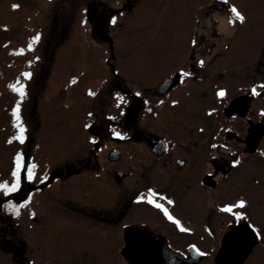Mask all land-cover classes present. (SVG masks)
Returning a JSON list of instances; mask_svg holds the SVG:
<instances>
[{
	"label": "flooded vegetation",
	"instance_id": "flooded-vegetation-1",
	"mask_svg": "<svg viewBox=\"0 0 264 264\" xmlns=\"http://www.w3.org/2000/svg\"><path fill=\"white\" fill-rule=\"evenodd\" d=\"M232 7L236 8L229 1H202L194 30L175 39L172 65L156 80L149 79L152 88L144 89L149 80L136 87L121 77L125 85L106 89L110 101L102 89L112 81L93 90L84 126L87 158L70 177L96 182L105 172L100 162L90 178L80 173L96 167L97 155L110 165L112 187L122 189L118 211L77 210L92 219L99 215L101 225L90 224L105 234L102 240L125 264L138 260V246L152 248L155 264H217L223 257L227 264H264V30L251 39L253 53L238 66L236 46L243 38L238 31L246 20H235ZM114 16L108 15L106 21ZM95 23L94 32L102 35L100 20ZM160 53L155 49L158 57ZM254 87L259 95L252 94ZM221 91L223 97L218 96ZM101 96L106 108L99 115ZM62 175L63 180L70 178L54 173L51 180L57 183L56 176ZM30 184L22 178L20 190L7 196L8 205L29 202ZM50 184L44 176L34 188L46 195ZM149 190L179 225L147 203ZM105 192L108 203L111 192ZM241 200L245 208L221 211ZM230 235L232 243L227 242Z\"/></svg>",
	"mask_w": 264,
	"mask_h": 264
},
{
	"label": "rangeland",
	"instance_id": "rangeland-1",
	"mask_svg": "<svg viewBox=\"0 0 264 264\" xmlns=\"http://www.w3.org/2000/svg\"><path fill=\"white\" fill-rule=\"evenodd\" d=\"M202 1L212 0H131L126 5L125 0H0V183L14 180L17 155L24 158L21 179L28 166L36 165L31 196L20 215L9 210L7 196L0 193V264H125L102 240L105 234L90 224H100L99 215L92 219L77 210L118 211L122 189L112 187L110 165L97 155L96 167L80 173L90 178L100 162L105 172L96 182L70 177L87 158L83 144L89 93L105 81H112L102 89L107 95L115 84L125 85L122 78L136 87L156 80L172 65L175 39L194 30ZM228 1L246 20L236 46L235 63L240 66L253 53L251 39L264 30V0ZM99 20L102 35L92 27ZM37 35L40 40L33 44ZM155 49H160L159 57ZM107 63L118 77L110 74ZM150 80L145 90L153 87ZM20 84L26 92L22 100L11 87ZM101 97L99 115L106 108ZM17 103L26 129L23 144L13 139L18 132L13 114ZM167 122L172 131L171 120ZM54 173L70 178L56 176L60 181L55 183ZM44 176L51 181L46 195L34 188ZM105 190L111 192L108 203Z\"/></svg>",
	"mask_w": 264,
	"mask_h": 264
},
{
	"label": "snow or ice",
	"instance_id": "snow-or-ice-1",
	"mask_svg": "<svg viewBox=\"0 0 264 264\" xmlns=\"http://www.w3.org/2000/svg\"><path fill=\"white\" fill-rule=\"evenodd\" d=\"M225 3L228 2V0H224ZM19 5H13V8H18ZM231 13L233 14V16L235 17V20H238L240 22H243L245 17L239 13V11L235 8V7H232L231 8ZM115 18H113L112 20V23H115ZM40 40V36L37 35L32 43H36ZM29 48H31V45H29ZM22 51L21 50V53H17V54H22ZM201 64L203 62H200ZM187 75V74H185ZM25 78L26 79H30L31 78V73H25L24 74ZM75 82V81H74ZM19 83V82H18ZM13 91L15 92H18L21 100L25 97L26 95V92H25V86L23 84H20L18 87L16 85H12L11 86ZM261 87H264V85H262ZM90 95H95V93H89ZM252 94L253 95H259L260 93H258L256 91V88L254 87L252 89ZM225 95V93L223 91L219 92L218 93V96L220 97H223ZM121 102L123 100L122 97H119L118 98ZM14 116H15V120H16V123H15V127L18 129V132H17V135H15L13 137L14 140H17L19 141L21 144H23L25 142V139H26V136H25V133H26V129L25 127L23 126L22 122H21V119H20V105L19 103H17L16 105V108L14 110ZM115 135L118 137V138H121L123 139L124 137L121 136L120 133H115ZM12 141L10 140L9 143H11ZM213 147H215V145H213ZM23 157L21 155H17L16 157V166H15V170L11 173L12 177L14 178V182L11 183V186H9V184L7 182H4V183H0V193H2L4 196H8L12 193H16L18 192V190H20L21 188V171L22 169L24 168V165L22 163L23 161ZM235 164H238L239 161H236L234 162ZM36 165H30L26 168V179L31 182L33 181V179L35 178V173H34V169H35ZM157 196L156 193L152 192L151 190H149V193H148V198H147V203L148 204H151L153 205L154 207H156L157 209L161 210L163 212V214L170 220V221H173L174 223H176L177 225H179V221L177 220H174L173 216L169 213L168 209L164 206V204L162 203H158L156 202V199L155 197ZM141 199H143V197H141ZM162 199H167V198H163ZM167 203L168 204H172L173 201L171 200H167ZM27 204L26 203H21L19 205H12V204H9L8 205V208L9 210L14 214V215H20V209L21 208H24L26 207ZM233 207H236V208H245L246 207V202L241 200L239 201L236 205L234 206H228V207H225V208H222L221 211H224V212H232L233 211ZM237 215V219H243L242 216H240L239 214H236ZM180 231H187V229H184L183 227L180 228ZM199 255H205L204 253L200 252Z\"/></svg>",
	"mask_w": 264,
	"mask_h": 264
},
{
	"label": "water",
	"instance_id": "water-1",
	"mask_svg": "<svg viewBox=\"0 0 264 264\" xmlns=\"http://www.w3.org/2000/svg\"><path fill=\"white\" fill-rule=\"evenodd\" d=\"M231 239L232 235L227 238V242L232 243L233 241ZM230 247L231 246L229 245L227 248L229 249ZM135 249H138V253L135 254L138 260H132L130 261V264H155V253L152 248L149 250L145 246H138L135 247ZM223 258H220L217 264H227Z\"/></svg>",
	"mask_w": 264,
	"mask_h": 264
},
{
	"label": "bare ground",
	"instance_id": "bare-ground-1",
	"mask_svg": "<svg viewBox=\"0 0 264 264\" xmlns=\"http://www.w3.org/2000/svg\"><path fill=\"white\" fill-rule=\"evenodd\" d=\"M239 249H240V253L242 254V251H243V246H239Z\"/></svg>",
	"mask_w": 264,
	"mask_h": 264
}]
</instances>
